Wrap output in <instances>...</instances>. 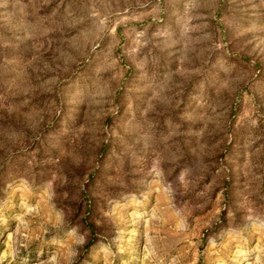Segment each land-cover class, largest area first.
I'll use <instances>...</instances> for the list:
<instances>
[{"label":"rangeland","instance_id":"1","mask_svg":"<svg viewBox=\"0 0 264 264\" xmlns=\"http://www.w3.org/2000/svg\"><path fill=\"white\" fill-rule=\"evenodd\" d=\"M0 264H264V0H0Z\"/></svg>","mask_w":264,"mask_h":264}]
</instances>
